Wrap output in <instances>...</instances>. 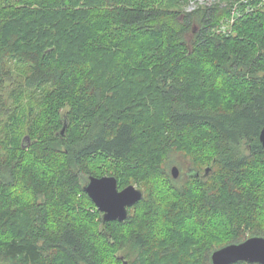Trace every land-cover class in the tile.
I'll list each match as a JSON object with an SVG mask.
<instances>
[{
  "label": "trees",
  "instance_id": "trees-1",
  "mask_svg": "<svg viewBox=\"0 0 264 264\" xmlns=\"http://www.w3.org/2000/svg\"><path fill=\"white\" fill-rule=\"evenodd\" d=\"M229 4L0 6V264H211L213 249L264 236V6L216 31ZM179 150L197 191L163 165ZM109 173L150 186L123 221L104 222L83 190Z\"/></svg>",
  "mask_w": 264,
  "mask_h": 264
},
{
  "label": "water",
  "instance_id": "water-1",
  "mask_svg": "<svg viewBox=\"0 0 264 264\" xmlns=\"http://www.w3.org/2000/svg\"><path fill=\"white\" fill-rule=\"evenodd\" d=\"M63 130L64 127L61 132ZM258 139L264 148V126L259 132ZM208 170L209 168H206L205 173ZM171 174L174 178L179 175L177 166H171ZM83 190L102 213L104 222L125 220L129 207L133 206L143 196L142 190L133 184L119 189L117 179L113 175L90 176L83 186ZM238 262L264 264V236L252 235L242 241L222 245L210 253L211 264H234ZM124 264H127L125 260Z\"/></svg>",
  "mask_w": 264,
  "mask_h": 264
},
{
  "label": "rangeland",
  "instance_id": "rangeland-1",
  "mask_svg": "<svg viewBox=\"0 0 264 264\" xmlns=\"http://www.w3.org/2000/svg\"><path fill=\"white\" fill-rule=\"evenodd\" d=\"M13 1L14 0H0V6L11 3ZM189 4L184 5V8L187 9ZM11 88H12V86H8L7 88H5V90H3V93L0 94V151L1 152L3 151V150H1V144H2V140L4 139V131L7 127V124L10 122V120L7 119V117H6L7 113L3 109H5L7 107V105H9L11 100H12V98L10 96L11 94L9 93ZM28 141H31V139L30 138L25 139V142H28ZM169 162H171L169 169H168L170 174H171V166L172 165L177 166V168L179 169V175L177 176V178H179V181H181L180 183L184 182V185H186L187 187H189V186H192V188L196 187V189L194 191H197L200 189V187H199L200 181L197 182L195 180L186 179L187 177H185V173L188 170V167H192L194 165V163L191 162V156L189 154H187L185 152H181L180 150H179V152L174 151L173 153H171L169 156L166 157V159L163 162V165L165 166V163H169ZM206 168H209V166L203 165L201 167L200 175L203 174V171ZM105 175H112V174L109 173V174H105ZM213 178H214L213 176H210L207 179V183L208 182L214 183ZM155 181H156V186L159 187L160 189L162 187H165V185L167 184V182L161 178H156ZM203 182H204V180H203ZM132 184L135 185L137 188L141 189L143 191V193L145 191L147 192V190L150 188L149 184L145 181L133 182ZM159 188H157V189H159ZM164 194H166V195H164ZM164 194L159 193L160 199L163 198V195H164V197L171 198L170 192L164 193ZM85 208H87V210H90V211L92 209L88 206H85ZM249 236H252V235L248 233L247 237H249ZM119 257H121L122 262H124V260L127 262V259L123 258L120 254H119Z\"/></svg>",
  "mask_w": 264,
  "mask_h": 264
},
{
  "label": "built area",
  "instance_id": "built-area-1",
  "mask_svg": "<svg viewBox=\"0 0 264 264\" xmlns=\"http://www.w3.org/2000/svg\"><path fill=\"white\" fill-rule=\"evenodd\" d=\"M213 0H199L200 3L209 5ZM230 2V15L229 18L221 23L219 29L216 31H225L231 32V25L237 18L243 16L244 14H249L258 9L259 7L264 6V0H228ZM195 7L194 2H190L187 10H191Z\"/></svg>",
  "mask_w": 264,
  "mask_h": 264
}]
</instances>
